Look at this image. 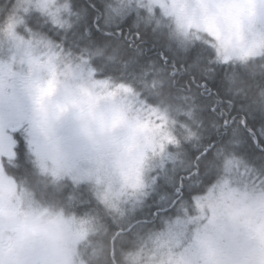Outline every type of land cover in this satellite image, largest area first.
Here are the masks:
<instances>
[{"label":"snow or ice","instance_id":"snow-or-ice-1","mask_svg":"<svg viewBox=\"0 0 264 264\" xmlns=\"http://www.w3.org/2000/svg\"><path fill=\"white\" fill-rule=\"evenodd\" d=\"M62 13L76 17L71 32ZM131 13L134 33L109 30ZM34 14L63 35L30 27ZM85 14L55 0L0 3L8 44L0 54V157L15 160L11 133L21 131L42 175L74 189L86 185L97 206L82 216L54 213L0 166V264H87L85 251L96 254L97 235L107 237L101 251L110 264L121 255L129 264H264V158L257 165L249 152L255 146L264 154V83L255 85L254 104L237 107L235 99L245 92L236 86L244 83L241 64L264 55L256 32L264 0H108L93 17L105 36L122 37L129 47L143 43V22L154 25V35L167 28L185 50L183 71L161 52L163 66L149 61L135 84L94 66L104 49L93 47L88 28L67 42ZM221 71L213 92L209 81ZM161 93L180 103L157 104L153 96ZM209 96L211 104L197 102ZM256 117L261 128L250 123ZM213 133L219 140L204 143ZM183 142L196 151L176 175ZM186 190L195 193L187 200ZM153 197L151 219H137Z\"/></svg>","mask_w":264,"mask_h":264},{"label":"trees","instance_id":"trees-1","mask_svg":"<svg viewBox=\"0 0 264 264\" xmlns=\"http://www.w3.org/2000/svg\"><path fill=\"white\" fill-rule=\"evenodd\" d=\"M90 4H95L96 8L93 9L90 7ZM83 7L85 9V16L81 21L79 28L77 29L76 33H70L67 38V42L71 39L75 41L78 39V32L83 28H88L90 37L93 41L97 43L110 41L113 44H118L120 47V53L122 60L129 61L127 67L123 66L120 63H109L105 61L103 58H97L94 61V65L97 67L103 66L104 67V74L105 75H112L116 77H120L126 81L132 82L135 84L134 76H136L142 67H146L149 61H152L155 66L160 67L163 66V62L160 60V53L163 52L166 56L169 57V65L173 59L177 62V69L181 68V56H177L174 52L166 50L162 43L157 42L156 35L152 33L150 29L140 28L142 33L143 43L140 41H136L132 47L128 46V42L124 40L122 37H107L104 35L102 30H98L95 24H93V17L96 15L97 11L102 10V3L101 0H76V7L80 8ZM37 15H33L27 22L34 26L33 21H38ZM136 22V15L135 13H131L126 16L124 19L118 21L117 25L113 27L111 30L116 32H124L125 34L134 33L136 31L134 27V23ZM35 27V26H34ZM48 35L53 36L54 39H59L62 34L54 33L51 30V27L48 26L47 30L44 31ZM134 39V37H132ZM136 44H139V47L136 48ZM185 56V55H183ZM190 57H186L184 64L190 63ZM223 72H219L214 74V78L209 81V87L212 88L213 92H215L217 86L223 79ZM181 79L187 78V73H185L182 77H178ZM213 97H200L198 98V103L202 105L211 104L213 101ZM239 103H245L243 101H238ZM182 118V117H181ZM184 119V118H182ZM250 123L256 127L261 128V122L259 117H256L250 120ZM264 131V129H262ZM211 141H218L219 136H216L214 133L209 137L206 134V138L204 143H208ZM182 148L185 152L189 155L195 154V149L188 143L183 144ZM249 152L251 154V158H254V161L257 165H259L262 158H264V154H261L255 146H251L249 148ZM32 159H25L21 157L19 154L16 156L15 160L12 162L11 165H7V170L13 176L18 179H26L30 184L37 187L38 192L43 196L45 199H59L65 203L67 211L82 214L90 211L91 209L96 208V203L93 200L90 191L88 190L86 185H81L79 188H73L70 182H63L59 191L54 190L52 188H43L39 186L37 182V177L34 174V170L31 163ZM180 174H183L182 172ZM211 177H206L205 179H210ZM163 191H168L167 188L163 189ZM195 193H191L189 191H185V199H189L190 195H194ZM72 195L75 197L74 200L69 201L68 196ZM156 207L155 205H151L150 200L148 199L145 203L142 210L137 212V219H151L150 213L155 212ZM158 223V221H157Z\"/></svg>","mask_w":264,"mask_h":264},{"label":"clouds","instance_id":"clouds-1","mask_svg":"<svg viewBox=\"0 0 264 264\" xmlns=\"http://www.w3.org/2000/svg\"><path fill=\"white\" fill-rule=\"evenodd\" d=\"M106 2H108V0H101L102 6ZM55 3L57 5H63L65 3L68 4L69 9L72 12H83L85 10L82 6L80 8L76 7V0H55ZM142 14H144L143 11ZM41 18L42 20L44 19L43 17ZM62 18L69 22L70 25L68 29L69 32H71L74 28L77 27L78 22L75 16H70L67 13H62ZM101 23H103V21H101ZM46 25L50 26L51 28L56 27L55 25H51V24H46ZM115 26H116L115 24L112 25V28ZM153 26L154 25H150V24L146 25L143 22L140 23V27L145 29L151 30ZM112 28H110L109 30H111ZM57 32L63 35L62 30H57ZM256 32L259 34V36L264 37V24H257ZM45 34L47 35V33ZM156 39L157 42L163 44L166 50L174 52L177 56L185 55V50L179 45V43L175 39H173L168 35L167 28L160 29L156 34ZM83 46L84 45H81V47ZM93 47H100L104 49V56L100 58H103L105 61H107L108 56H113L114 60L107 61L109 63H116L120 59H122L120 53V47L118 44H113L110 41H105L101 43H97L94 41ZM7 48H8V44L6 40L3 38L2 33H0V54L5 53ZM74 54L79 55V50L74 49ZM237 63L240 64L239 61ZM241 71L245 73L244 83L237 82L236 86L243 87L245 89V92L235 97V99H238L239 101H243L247 104H254V102L257 101V99L259 98L258 90L255 85L256 83H264V55L249 57L247 61L241 64ZM223 82L226 89L231 84V81L226 78L223 80ZM153 99L156 101L157 104H161V105H172V104L180 103L179 101L173 99L171 96L167 95V93L154 95ZM180 117H183L184 118L183 120H185V117L182 115L178 117L179 120H181ZM192 127L193 130L195 131V126L193 125ZM182 131H183L182 129L177 128L178 135ZM185 143L187 142H183L182 146ZM188 156L189 154L187 152H184L177 158L175 162L176 175H179L183 171L184 165L188 162ZM12 162H9L6 157H0V166L4 168L5 174L15 179L18 186H22L23 189L31 193L32 199H34L36 203L41 205L43 208L49 209L54 213H63L66 217L71 215H76L75 213L67 211L65 203L62 202L61 200L43 198V196L38 192L36 186L30 184L26 179H18L15 176H13L11 173H9L6 168V165H11ZM31 163L34 170V174L37 177L36 183L39 186L45 189L52 188L57 191L60 190L63 182H61L60 184L53 183L52 178L50 176H44L40 173L39 169L33 163V159L31 160ZM168 167L172 168L173 165L169 163ZM92 198L95 201V198L94 197ZM93 242L97 251L95 255H93V249L91 247L85 251L84 258L87 264H110L111 256L105 255V253L101 251L102 247L108 245L107 237L103 235H97L93 237ZM119 264H129V261L125 258L124 255H121L119 257Z\"/></svg>","mask_w":264,"mask_h":264},{"label":"flooded vegetation","instance_id":"flooded-vegetation-1","mask_svg":"<svg viewBox=\"0 0 264 264\" xmlns=\"http://www.w3.org/2000/svg\"><path fill=\"white\" fill-rule=\"evenodd\" d=\"M38 20H39V25L37 24L35 28L38 26H42L40 30L42 31L47 30L48 25L43 24L42 18H38ZM11 135L13 139L16 141L15 148H14V151L16 152V156L19 154L21 157H24L25 159L27 158L32 159L30 154L27 151V146L25 144L23 133L21 131H16V132H12ZM6 168H7V165H6Z\"/></svg>","mask_w":264,"mask_h":264},{"label":"rangeland","instance_id":"rangeland-1","mask_svg":"<svg viewBox=\"0 0 264 264\" xmlns=\"http://www.w3.org/2000/svg\"><path fill=\"white\" fill-rule=\"evenodd\" d=\"M4 2V0H0V3H3ZM28 23V22H27ZM33 24H34V26H36L37 24H38V21H33ZM28 25L30 26V27H33V28H35L34 26H31V24L30 23H28ZM69 43H72L73 42V40H69L68 41ZM95 66V65H94ZM183 118V117H182ZM181 117H180V119L181 120H183ZM184 149V148H183ZM149 200H150V202H151V205H155V197H153V198H149ZM76 214V213H75ZM84 213H82V214H76L77 216H82Z\"/></svg>","mask_w":264,"mask_h":264}]
</instances>
